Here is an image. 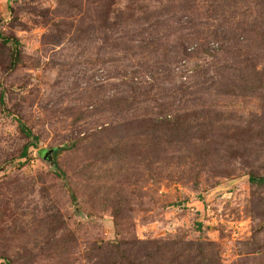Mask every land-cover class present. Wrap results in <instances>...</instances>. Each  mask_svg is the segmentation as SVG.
Here are the masks:
<instances>
[{
    "label": "rangeland",
    "instance_id": "rangeland-1",
    "mask_svg": "<svg viewBox=\"0 0 264 264\" xmlns=\"http://www.w3.org/2000/svg\"><path fill=\"white\" fill-rule=\"evenodd\" d=\"M251 173L264 0H0V264H264Z\"/></svg>",
    "mask_w": 264,
    "mask_h": 264
},
{
    "label": "trees",
    "instance_id": "trees-1",
    "mask_svg": "<svg viewBox=\"0 0 264 264\" xmlns=\"http://www.w3.org/2000/svg\"><path fill=\"white\" fill-rule=\"evenodd\" d=\"M219 35V34H218ZM218 35L216 37H218ZM219 38V37H218ZM6 40H9V39H6ZM143 41H145V39H143ZM14 44L15 45V48L17 50V46L19 45V42L17 40L14 41ZM183 49L185 47V44L182 45ZM12 54H10V59H9V62H10V66L11 67H14L17 65V63H19V54L18 52H11ZM187 53V52H186ZM247 81L248 80H251L252 82H254L255 80L252 78V76L249 74L248 75V78L246 79ZM250 90V92H256L255 89L253 88H250L248 87ZM247 88V89H248ZM240 93L244 94V90L243 89H238ZM254 90V91H253ZM199 117L198 113L196 115H191V117L189 118L188 122L184 119L183 121H176L174 126V130L176 129H179V128H183L185 127V129L191 124V121L192 119H197ZM205 122H207L209 124V126H211V121H210V114L206 116V120ZM192 130L190 131V142L191 143H194V141H198L200 139V136L202 137V135L204 134L205 135V131L207 129H205V126L203 125L202 122L200 121H197L195 122V124L191 126ZM20 130L23 132V133H26L28 136H30V131L26 128L25 124H23L22 122H20ZM201 134V135H200ZM204 135H203V138H204ZM212 143V141H211ZM28 147L29 146H25L23 151H22V156L21 157H25L26 154H27V150H28ZM48 153V151H45ZM208 151L206 150V153ZM205 153V155H206ZM46 156V155H45ZM249 180L251 181L252 184H256V185H261V186H264V175H261V176H257L255 175L254 173H251L250 174V177H249Z\"/></svg>",
    "mask_w": 264,
    "mask_h": 264
}]
</instances>
